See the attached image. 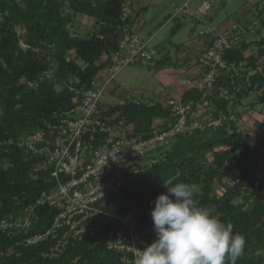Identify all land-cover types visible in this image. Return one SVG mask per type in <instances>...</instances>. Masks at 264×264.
Returning <instances> with one entry per match:
<instances>
[{"label": "trees", "instance_id": "1", "mask_svg": "<svg viewBox=\"0 0 264 264\" xmlns=\"http://www.w3.org/2000/svg\"><path fill=\"white\" fill-rule=\"evenodd\" d=\"M68 1L74 13L99 21L97 33L86 37L72 35L68 28L71 19L63 14L61 0H0V15L4 18L0 27V223L13 224L0 228V264H132L131 256L108 247L117 225V220L110 217L97 219L102 227L92 236L69 238L55 256L52 253L61 246V237L34 242L52 229L60 211L50 204L38 203L43 193L53 191L56 183L46 157L29 152L22 146L23 138L42 133L45 141L52 139L54 127L79 105L80 92L92 88L97 76L110 66L124 27L132 20L130 15L126 22L122 21L125 0ZM258 6L264 16V5ZM261 25L264 28V19ZM18 26L26 32L23 40ZM22 41L29 46L27 50L21 47ZM257 45V57H245L247 46L242 44L226 59L239 70L244 63L247 69L257 70L264 57V37ZM68 52H74L75 57L70 59ZM262 67L261 72L250 76L249 71L233 78L221 76L211 95L204 96L195 89L185 94L182 101L192 103L194 111L203 102H211L215 108L213 118L220 125L198 127L150 155L153 163L114 189L102 207L112 213L135 211L139 222L136 230L149 245L155 239L150 215L154 205L150 202L166 193L164 183L196 185L200 188L194 196L196 205L206 209L214 206L218 218L231 222L233 232L245 238L236 264H264V172L260 176L259 168L264 162V136L256 140L249 133L239 132L230 117L236 102L251 92H261L264 102V63ZM57 85L63 87L61 91L56 90ZM102 109L106 117L117 114L114 123L122 120L132 125L134 134L143 138L152 135L157 118L170 115L159 102H128ZM219 145L223 149L215 151ZM43 146L42 142L38 144ZM209 150L213 153L210 164L203 161L206 159L202 155ZM225 181L232 187L219 197L215 185L222 186ZM243 189L256 191L250 210L234 204ZM25 216H29L30 225L15 227Z\"/></svg>", "mask_w": 264, "mask_h": 264}, {"label": "built area", "instance_id": "2", "mask_svg": "<svg viewBox=\"0 0 264 264\" xmlns=\"http://www.w3.org/2000/svg\"><path fill=\"white\" fill-rule=\"evenodd\" d=\"M130 5V1L123 3L124 22L131 15ZM212 9L210 1H203L197 10L185 3L176 9L174 17L201 20ZM201 34L210 35L211 43L199 57L200 76L190 85L207 96L214 91L221 76L230 75L233 78L240 75L238 66L228 62L226 57L242 45L244 38L238 24L223 32L211 28ZM156 59L139 35L125 26L118 50L106 69L109 79L96 86L99 74L92 88L80 92L79 105L65 114L54 127L52 139L45 141L42 133L23 138L22 146L29 152L46 157V163L52 168L51 178L56 183L53 191L43 193L38 203L50 204L60 211L52 229L36 237L34 242L61 237V244L71 237H89L102 227L96 222L98 218L110 217L117 220L122 230L110 239L109 249L126 257L131 256L130 262H133L135 248L142 250L148 245V240L136 230L139 222L135 212L119 217L103 208L102 204L114 189L123 186L126 179L145 169L147 157L173 144L178 136H185L199 127L193 123V104L177 99L163 103L170 112L169 122L163 128L154 127L148 138L135 135L133 126L122 120L114 123L117 114L106 117L101 106L106 88L121 71L143 61L155 63ZM41 142L45 146L38 147ZM29 225L28 220L23 226ZM12 226L9 221L0 223L1 229ZM20 226L15 223V227Z\"/></svg>", "mask_w": 264, "mask_h": 264}, {"label": "crops", "instance_id": "3", "mask_svg": "<svg viewBox=\"0 0 264 264\" xmlns=\"http://www.w3.org/2000/svg\"><path fill=\"white\" fill-rule=\"evenodd\" d=\"M141 1L131 0L130 2L132 20L129 27L148 45L151 52L154 51L153 53L157 59L155 64L149 65L150 63L140 62L138 65L159 68L158 79L162 83L158 87L135 90L133 87H124L121 83L116 84L113 82L105 90V97L103 96L102 102L104 109L113 106L111 104L116 102L119 103L115 105L141 101L149 104L155 102L163 104L169 99L182 100L185 94L192 89L190 84L199 78L201 70L199 57L211 43L212 37L210 35H202L201 32L211 28L216 29L218 32H223L235 23L242 22L245 24V22L249 21L246 18L255 16L261 8V6H258L260 3L256 4L255 7L244 5L240 8L239 15L234 17L236 19L234 22L229 20V16L221 18L217 13L218 4L221 5L224 0H221L220 3V0H184L183 4L189 3L191 5L194 2L193 9L195 10L198 9L203 1L212 3V11L203 19L198 20L186 16L174 17L176 9L183 5L180 2L182 0H174L172 2L159 1L156 6L160 8L153 14L150 11L155 0H144V3ZM247 24L250 23L247 22ZM263 37L264 34L258 40L243 43L244 46L247 45V50L244 53L245 57L258 56L260 49L257 44ZM262 62L264 63V57L259 60L260 66L263 65ZM241 66L244 67L246 65L244 63ZM135 73L137 74L138 72L135 71ZM105 74L106 69L101 72V76L98 79L100 84L104 82ZM244 99L237 101V106L241 105ZM210 105L213 106L211 102L205 101L198 107L202 108ZM243 117L248 116L243 114ZM168 122L169 117L165 119L157 118L154 121V127L163 128Z\"/></svg>", "mask_w": 264, "mask_h": 264}, {"label": "clouds", "instance_id": "4", "mask_svg": "<svg viewBox=\"0 0 264 264\" xmlns=\"http://www.w3.org/2000/svg\"><path fill=\"white\" fill-rule=\"evenodd\" d=\"M150 205L155 239L135 248L132 264H236L245 238L194 201V186L177 182Z\"/></svg>", "mask_w": 264, "mask_h": 264}, {"label": "rangeland", "instance_id": "5", "mask_svg": "<svg viewBox=\"0 0 264 264\" xmlns=\"http://www.w3.org/2000/svg\"><path fill=\"white\" fill-rule=\"evenodd\" d=\"M62 1V11L63 14L66 16L70 17V24L68 25V28L70 30V33L72 35H76V36H80V37H86V36H91L92 34H95L98 32V30L100 29V23L99 21H97L94 18L79 14V13H74L71 8H70V4L68 0H61ZM125 1H130L131 0H125ZM124 1V2H125ZM146 1V0H145ZM159 1L162 0H155L152 9L150 11L151 14H153L157 9H159L160 7H157V3ZM168 2H172L174 0H165ZM17 2H21V0H17ZM141 2L144 3V0H142ZM140 2V3H141ZM182 2L181 4H183V2H185L184 0L180 1ZM221 2V0L219 1V3ZM218 3V1H217ZM260 3L261 5L264 4V0H224V2H222L221 5L218 4V14L219 17L224 18L229 16V20L234 21L235 22V16L239 15V10L241 7H243L244 5H249L250 7H255L256 4ZM185 4V3H184ZM183 4V5H184ZM181 5V6H183ZM194 2L190 5V7L193 9ZM136 8V7H135ZM195 10V9H193ZM256 16V17H255ZM255 16L250 18H246L247 22H249L250 24H247V22L244 23H235L238 24L240 26V30L242 32L244 41L243 43H249V42H253V40H258L260 39V37L262 36V34H264V28L261 25V21L262 19H264V16L261 15L260 13H256ZM218 17V18H219ZM251 19V20H250ZM4 21L3 16L0 15V27H1V23ZM17 32L18 34L21 36L22 40L23 37L25 36V30L18 26L17 27ZM249 41V42H248ZM242 43V44H243ZM247 46V45H246ZM21 47L24 50H27L29 48L28 45H26L23 41L21 43ZM54 52V51H52ZM51 52V53H52ZM154 52V51H153ZM156 52V51H155ZM67 56L72 59L75 57V53L74 52H68ZM145 62V61H143ZM146 64L150 63L151 64H155L153 62H145ZM78 64L83 65V63L81 61H78ZM139 63L132 65L131 67H127L125 68L123 71L120 72V74L116 77V79L113 81L114 83L118 84L121 83L122 86L124 87H133L135 90L137 89H143V88H148V87H158V85L160 83H162L159 79H158V72L160 71L159 68L157 67H151V66H147V65H138ZM263 64V62H262ZM261 64H259L258 62V68L257 70H252V69H247L248 66H244L241 68V70H239V74H241L242 76L245 75L246 71H249V75H253L256 72H261L263 67L260 66ZM83 67H85L83 65ZM55 68H57V64L55 63ZM138 72L137 74L135 73ZM105 79H109V76L107 74L104 75ZM248 79V75L246 77ZM74 81H77L76 79ZM249 82V81H248ZM100 83L97 81L96 86H99ZM62 86L57 85L56 86V90L57 91H61L62 90ZM263 94L261 92H251L249 94V96L244 97L245 99L241 102V105L236 106L234 109H231V116L232 120L235 121L237 123V128L239 132L242 133H249L251 134L256 140L261 139L264 136V102L261 101ZM105 97V96H104ZM119 103V102H116ZM116 103H113L111 105H115ZM203 108V110H201ZM198 107L195 110V114H194V120L193 123L196 124L199 127H206V126H210V125H220V122H215L214 118H213V114L215 112V108L210 105L208 107ZM199 110H201V112H199ZM2 114V112H0V115ZM243 114H245L248 117H243ZM253 146L256 145V142H254L252 144ZM215 151H220L223 149V147L221 145H219L218 147L215 148ZM197 154H199V152H197ZM212 151H204L202 153L203 156H205L206 163H212ZM146 164L147 166H149L151 163H153V160L150 159V157H148L146 159ZM260 170H262V172L260 173V176L262 175V173L264 172V162L262 161L259 165ZM224 185L219 186L218 184L215 185V193L221 197L222 195H224L225 190L228 188L232 187V184L225 181L223 182ZM194 186V192L195 193H200V188L196 185ZM255 194L256 191L255 189L253 190H246L243 189L240 193V195H238L237 197H235L234 199V204L236 205H243L247 210H250L252 207V203L255 199ZM262 197H263V201H264V192H262ZM196 201V200H194ZM209 210V212L212 215H215L217 217H219V213L217 212L216 208L214 206H212L211 208L207 209ZM135 211H131L127 214H122V213H115L117 214L119 217L121 216H126L130 213H134ZM22 219H24L25 221H30L29 216H25ZM21 219V220H22ZM22 220V221H24ZM19 221L18 223L21 225L20 228H22V226L24 224H22L23 222ZM24 221V222H25ZM122 229H119V225L117 224L116 227L113 229L111 236L115 235L117 232H121ZM153 235H154V231H153ZM155 237V235H154ZM67 241L64 243H61V246H58L55 251L52 253V256H55L59 251H61L63 249V247L66 245Z\"/></svg>", "mask_w": 264, "mask_h": 264}]
</instances>
